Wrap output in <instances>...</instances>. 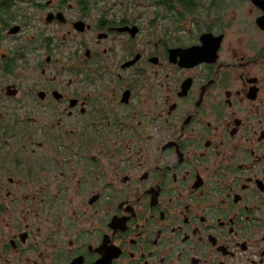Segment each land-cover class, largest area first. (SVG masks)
<instances>
[{"label":"flooded vegetation","instance_id":"af4514ba","mask_svg":"<svg viewBox=\"0 0 264 264\" xmlns=\"http://www.w3.org/2000/svg\"><path fill=\"white\" fill-rule=\"evenodd\" d=\"M0 264H264V0H0Z\"/></svg>","mask_w":264,"mask_h":264}]
</instances>
